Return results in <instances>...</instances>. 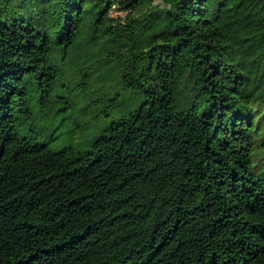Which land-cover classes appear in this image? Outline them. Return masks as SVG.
<instances>
[{
    "label": "trees",
    "instance_id": "16d2710c",
    "mask_svg": "<svg viewBox=\"0 0 264 264\" xmlns=\"http://www.w3.org/2000/svg\"><path fill=\"white\" fill-rule=\"evenodd\" d=\"M0 264H264V0H0Z\"/></svg>",
    "mask_w": 264,
    "mask_h": 264
},
{
    "label": "rangeland",
    "instance_id": "374dc122",
    "mask_svg": "<svg viewBox=\"0 0 264 264\" xmlns=\"http://www.w3.org/2000/svg\"><path fill=\"white\" fill-rule=\"evenodd\" d=\"M170 0H152L155 6H166ZM112 13V12H111ZM121 15L123 13L120 12ZM116 16H119L116 15ZM90 110V113H94ZM39 128L45 132L46 136L55 137L49 141V147L53 150H60L65 146L74 145L86 148L89 145V139L95 133V128L88 125L87 128L77 126L83 122L82 117H78L71 109H62L58 111L35 110ZM118 112L116 113L117 116ZM115 115V112H114ZM109 118V117H108ZM91 124H93L91 120ZM99 134V132H97Z\"/></svg>",
    "mask_w": 264,
    "mask_h": 264
},
{
    "label": "built area",
    "instance_id": "2783aa9c",
    "mask_svg": "<svg viewBox=\"0 0 264 264\" xmlns=\"http://www.w3.org/2000/svg\"><path fill=\"white\" fill-rule=\"evenodd\" d=\"M121 15L120 12H118L116 9H114L111 13L112 16Z\"/></svg>",
    "mask_w": 264,
    "mask_h": 264
}]
</instances>
